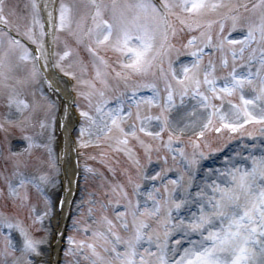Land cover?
<instances>
[{
	"label": "snow or ice",
	"instance_id": "obj_1",
	"mask_svg": "<svg viewBox=\"0 0 264 264\" xmlns=\"http://www.w3.org/2000/svg\"><path fill=\"white\" fill-rule=\"evenodd\" d=\"M31 8V20L22 35L36 45L35 54L20 39L0 29V36L7 40L6 46H0V89L7 93L8 106L22 118L20 124L30 121L25 112L30 108L35 111L39 104L29 105L21 99L19 86L39 83L37 62L42 58L45 69L48 67L42 40L47 35L45 26L38 17V5L33 2ZM48 17L51 26L52 12ZM9 23L0 0V24L7 28ZM238 30L242 38H231ZM55 31L67 32L75 45L73 48L65 41V50L57 54L54 66L88 89L78 95L95 114L81 111L80 115L96 130L97 140L109 141V148L123 153L135 169V178L125 171L127 185H108L104 193L107 202H97L100 215L93 221L96 227L84 228L85 233L91 232L88 241L77 243L69 237L83 259L88 264H264V151L259 156L249 152L240 162L217 170V179L192 192L194 169L198 158L205 155L199 142L206 136L225 131L243 135L248 125H259L264 135V0L250 7L233 0H159V5L152 0L61 3ZM185 31L189 39L181 51L173 40ZM17 35H21L19 29ZM53 40L57 42L59 37ZM79 48L90 57V80L77 77L74 71L79 68L81 76L87 73ZM17 51L20 61L33 63L24 80L14 75ZM107 52L117 56L114 63L102 54ZM182 55L192 59L177 72L174 64ZM66 61L72 62L66 65ZM143 88L151 95L138 96ZM152 109L158 112L152 114ZM188 131L192 132L190 155L181 146ZM86 132L91 134L81 128L82 136ZM24 139L29 155L34 147L48 148L47 144H34L31 137ZM136 148L142 150L146 163H141ZM48 151L51 159L50 148ZM153 153L164 165L155 174L148 167ZM20 155L12 154L13 172L2 179L9 197L23 205L28 200L27 187L42 193L48 176L26 175L21 169L29 162ZM101 156L103 163L104 153ZM109 171L114 174L111 167ZM169 172H175L176 178L167 179ZM138 181H150L151 185ZM93 211L89 208L90 214ZM31 212L33 223L42 224L48 215L35 214L34 207ZM41 242L22 221L0 216V264H32L29 257L39 255ZM71 253L69 249L66 255Z\"/></svg>",
	"mask_w": 264,
	"mask_h": 264
},
{
	"label": "rangeland",
	"instance_id": "obj_2",
	"mask_svg": "<svg viewBox=\"0 0 264 264\" xmlns=\"http://www.w3.org/2000/svg\"><path fill=\"white\" fill-rule=\"evenodd\" d=\"M82 3H86V0H80ZM35 2L37 5V0H3V10L4 15L10 20L9 25L7 26L15 36L20 37L24 41L31 44L22 33L25 30V24L30 22L32 15L31 4ZM234 2V1H233ZM248 0H240L236 3H247ZM63 4L65 5H75L74 0H63ZM248 4V3H247ZM249 7L251 4H248ZM39 9V6H38ZM244 10L241 9V12ZM38 17L39 11H38ZM41 20V19H40ZM2 25V24H1ZM17 29H19L21 35H17ZM239 31V30H238ZM186 32V31H185ZM240 32V31H239ZM184 33H180L176 40L177 47H181L180 44V35ZM225 35H228V32H225ZM57 37V36H56ZM59 37V48L60 51H57V54H62L65 50V41L75 48V45L72 43L70 38L68 37L67 32H60L58 34ZM37 38L40 39L37 30ZM44 37L42 38V40ZM237 39V38H233ZM7 40L5 37L0 36V46H6ZM34 45V44H33ZM36 46V45H35ZM82 48H79L78 55L79 58L87 65V73L81 76L79 68H75L77 77L90 80L93 76L90 57L82 54ZM85 51V50H84ZM183 51V50H182ZM56 57L58 59V55ZM106 55L110 62L114 63L117 60V56L111 52L102 53ZM191 58L187 55H182L179 58L183 64L190 63L189 61L183 60V58ZM14 63L18 66L14 69V75L19 80H24L31 71V66L27 64L25 61L19 60V52L17 51L16 56L13 58ZM75 57L73 58V60ZM175 60V57H173ZM192 59V58H191ZM208 57H205V63L207 62ZM72 61H66L65 64L71 63ZM175 67V66H174ZM181 64L176 68V71H180ZM58 69V68H57ZM59 70V69H58ZM77 81V80H75ZM20 87V98L26 100L29 105H33L34 103H38L39 107L33 111L31 108L25 112V115H30L31 119L26 124H20L19 121L22 119L19 114L15 112L14 107L8 106L7 101V93L5 90L0 89V125H3L0 128V216H7L13 220H20L22 223L29 228V231L33 235V237L37 240L42 241L38 246L39 254L44 253L47 244V237L49 234L48 228V217L49 211L51 210V201L49 200V191L56 188V172H55V164H54V156L51 152V159L49 157L48 148L51 147V119L54 113L53 107H49L48 101L43 98L41 99L42 93L39 90L38 83H28L26 85H21ZM162 87V85H161ZM121 90H123L121 86ZM148 90L146 88L140 89L139 92ZM88 89L82 85L78 86V92H86ZM76 92V93H78ZM35 93V95H33ZM112 95V94H110ZM151 95V93H150ZM149 95V96H150ZM140 97H148L142 96L138 94ZM80 99V104L76 103L77 111L80 113L81 111H89L90 114H95L94 109H89L88 102L82 96L78 95ZM78 100V99H77ZM238 102V99L235 101ZM158 112L157 109H152V114H156ZM80 123L76 129L74 139L76 143V147L79 152V161L81 164L80 174L83 175V183L81 186V195L76 196L75 202L72 208V219H71V227L68 231L69 237H72L75 242L80 241H88L91 236V232L85 233L84 228L91 226L95 228L96 225L93 223L94 220L99 219V210H98V201L107 202L106 197L104 196L105 191L108 189V185L112 183H119V179L114 175L110 174L109 167H111L114 171L116 168H123L122 172L125 171L130 172L135 178V169L132 168L128 159L124 156L123 153H116L109 148V141L105 140H97L96 138V130L91 128L90 123L80 115ZM44 123L45 127L41 128L40 124ZM127 127V126H126ZM81 128L89 129V133H85L83 136L81 135ZM248 133H252V138H249ZM166 134V133H165ZM164 134V135H165ZM31 137L34 144L44 145L47 144L48 148L44 147H34L31 150V155L28 152H25L27 148L28 141L24 139V137ZM192 136V132L188 131L182 136V140L188 139ZM194 139V137H192ZM146 139V138H145ZM164 139L167 140V134L164 136ZM82 142H88V147H81L80 144ZM230 142L229 151L227 155L221 159L218 164L214 167V170H223L226 167H230L233 163L240 162L243 156H247L249 152L255 153L257 156L260 155L261 151H264V135L260 132L259 125H248L245 128L243 135H233L228 132H223L220 135L216 133H212L203 141H200L201 147L204 148V153L209 155L208 157H212L217 150L221 148H225L226 144ZM135 144V142H132ZM99 145V146H97ZM181 146L185 147L186 152L190 155L192 149L190 146H187L182 143ZM51 150V148H50ZM216 150V151H214ZM136 151L141 156V163L144 164L146 161L143 158V152L141 149L136 148ZM18 153L20 155V159L27 160L29 162V166L26 169H21L24 171L26 175L36 176L40 174H45L48 176V183L42 185L43 192H37L31 185H29L26 189V194L28 196V200L23 205L19 200H13L8 195V189L6 184L4 183L2 177L3 176H11L13 172L12 167V154ZM101 153H104L102 163ZM161 156L165 155V152L162 150L160 153ZM203 158V157H202ZM202 158H198V164L194 169V179L192 181L193 188L192 192L195 194L199 188L206 187L211 184V182L217 179V173L213 174L211 172H207L202 175L201 179H197L196 176H200L197 172L198 166L201 163ZM126 159V160H125ZM153 163L149 165V169L151 174H155L156 171H160L162 167H164L162 161L157 162V155L153 153L152 156ZM173 162L171 157H169L168 165L172 166ZM202 166V165H201ZM200 166V168H201ZM86 169H92V171H86ZM104 174L103 177L97 180V172ZM209 171V170H208ZM106 174L111 176L110 181L106 179ZM125 178V177H124ZM176 173L169 172L167 175V179H175ZM108 181V182H107ZM197 181V187L195 189V183ZM127 183V179L124 180ZM143 184L151 185L150 181H138ZM185 183H187V177L185 178ZM157 186H160V182H156ZM127 185V184H125ZM128 192L131 194V187H128ZM25 190H22V194H24ZM35 208V214H43L44 212H48V215L41 223H33L35 219V215L31 212L32 208ZM89 208H93V213H89ZM110 214V213H109ZM4 231H7L6 229ZM68 237V239H69ZM14 240H19V237L13 238ZM178 239H181L178 238ZM184 241L183 243H185ZM71 249L72 253L66 255V252ZM38 255H32V257H37ZM64 262L63 264H88V262L83 259V256L77 251L75 244H70L68 241V245L64 254Z\"/></svg>",
	"mask_w": 264,
	"mask_h": 264
},
{
	"label": "bare ground",
	"instance_id": "obj_3",
	"mask_svg": "<svg viewBox=\"0 0 264 264\" xmlns=\"http://www.w3.org/2000/svg\"><path fill=\"white\" fill-rule=\"evenodd\" d=\"M54 1L55 0H40L41 2V16L43 18V24H44V28L47 32V37H48V41L50 42L51 39L53 38V32H54V17L52 20V25L49 26L48 20V12H52L54 11ZM47 42H45L44 44V51H47L45 45ZM44 59H41V70L42 72H44L45 76L47 79H49V82L54 85L63 95L65 94V89L64 86L61 85V83L59 81H57V79L51 74V72L49 71L48 67L47 69H45L44 67ZM60 102V114L62 116L61 118V122L63 121V125H64V132L59 133V140L61 142V145L65 148L66 153L64 154V159H63V166L67 168V174L65 175V179L64 182L66 183L65 187L66 189L69 188L70 192L71 190L74 189V185H75V178H76V170H75V166H76V155H75V151L74 148L72 146H70L71 141H73L72 136H70V128L73 125L72 122V116L71 114L67 113V106H66V102L64 101V99L61 101V98L59 100ZM60 237V236H58Z\"/></svg>",
	"mask_w": 264,
	"mask_h": 264
}]
</instances>
